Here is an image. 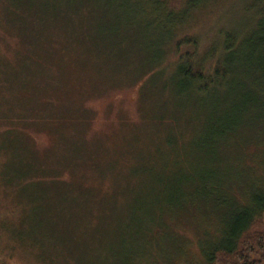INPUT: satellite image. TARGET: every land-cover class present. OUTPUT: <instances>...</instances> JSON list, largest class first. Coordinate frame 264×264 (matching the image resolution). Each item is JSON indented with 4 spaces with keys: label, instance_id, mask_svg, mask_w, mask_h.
Listing matches in <instances>:
<instances>
[{
    "label": "rangeland",
    "instance_id": "obj_1",
    "mask_svg": "<svg viewBox=\"0 0 264 264\" xmlns=\"http://www.w3.org/2000/svg\"><path fill=\"white\" fill-rule=\"evenodd\" d=\"M79 1L81 11L74 13L67 8L68 18L57 14L53 19L51 12L40 11L38 4L36 8L29 9L15 7L13 0H0V111L5 113L9 104L13 103L17 111L22 110L25 119H35L33 126L24 131L25 135L22 134L23 143L38 156L50 157L49 162L60 155V151H51L53 147L61 146L60 150L63 154L67 153L65 157L69 160L54 165L64 169L63 175L67 178L73 177L72 172L83 175L85 183L92 185L96 192L95 198L90 199L93 214L89 216L86 213V222L72 226L75 232H71L70 236L60 227L54 234L51 232L55 230L50 229V234H45L47 236H39L42 233L37 230L35 236L52 244L58 250L56 254L61 253L58 259H63L65 249L64 258L68 261L58 264H131L140 255L149 258L139 259L136 264H195L202 255L197 246L198 223L194 222V217L184 224L173 226L184 234V238L181 236L184 239L182 243L186 245L183 244V249L178 250L172 246L174 243L169 242L167 247L166 242L160 239L159 246L162 247L156 245L153 248L155 242L150 227L157 218L159 210L156 207L168 201L166 194H151L148 199H141L139 203L136 201L137 204L130 210L124 207L116 210V203L107 205L108 202L104 204L103 201L109 199L106 197L110 194L112 178L120 169V163L125 159H134L136 146L141 149L140 146L152 142L155 120L160 113H180L186 125L184 128L197 133H192L193 139L203 134L206 114L197 110L199 106L184 108L187 100L180 94L178 80H166L165 68L170 66L168 63L173 59L172 54L157 67L160 73L165 70L160 78L159 73L148 79L144 77L147 68L159 61L165 48L164 43L161 44L165 28L162 25L163 29L159 25L152 26L154 12L150 11L148 0H64L62 3L75 5ZM243 2L211 0L194 11L179 28L180 35L187 32L196 34L200 50L208 51L228 18L243 14ZM55 8L59 7L50 5V9ZM46 28L56 37L75 34L81 40L70 38L68 45L63 47L65 51L61 53L57 50L58 54L55 51V62L51 63L53 72L48 76L51 79L54 77L52 86L55 88L50 92L49 88H45L43 94H38L32 92L30 83L22 84L24 87L20 89L17 76L28 77L32 73L23 69L22 61L13 55L18 52L12 46L17 43L24 45L23 50L31 48L35 44L23 33L35 38ZM73 41L77 47L72 46ZM54 43L60 44L59 39H54ZM165 80L169 82L164 83ZM171 90L175 92L169 95ZM44 97L55 99L58 106L53 108L51 102H44ZM46 108L53 111H45ZM60 108L63 111L57 112ZM44 113L50 115L51 121L46 122ZM9 123H0V145L3 143L1 134L5 133ZM18 123L21 122L18 120ZM53 124H57L58 130L51 134L49 126ZM249 133L250 138H245L248 133H244L237 137L240 142H229L220 146L217 154L202 156L207 158V162L211 158L216 164L222 162L219 166L215 165L218 171L226 166L237 177L243 174L249 176L246 164L258 175L264 172V128H261L259 136L251 137L254 133ZM17 146L19 144L15 141L14 147ZM19 147L22 149V146ZM76 147L81 150L77 151ZM12 148L0 147V162ZM254 179L260 184L264 182V175ZM2 187L3 184H0V222L28 225L38 207L34 206L33 198H37L41 191L32 183L28 192L19 187L16 197L8 192L12 187L10 184L4 187V192ZM113 196L115 199L116 194ZM117 196V200L121 201L122 193L118 192ZM7 212L9 215L5 214ZM66 212L65 217L70 218L69 211ZM164 220L167 222V217ZM164 236L168 237L165 241H175L171 231ZM12 242L16 241L9 230L0 228V258L5 259L7 264H48V259L37 255L35 248H21ZM26 244L29 246L28 242ZM151 250L154 251L151 253ZM53 261L57 264L56 259Z\"/></svg>",
    "mask_w": 264,
    "mask_h": 264
},
{
    "label": "trees",
    "instance_id": "obj_2",
    "mask_svg": "<svg viewBox=\"0 0 264 264\" xmlns=\"http://www.w3.org/2000/svg\"><path fill=\"white\" fill-rule=\"evenodd\" d=\"M62 1L64 0H13L15 7L30 9L36 8L38 4L40 11L51 12L53 19L57 14L68 18L67 8L74 13L82 10L80 1L75 5ZM148 1L150 11L154 12L152 26L155 24L165 28L161 40L165 48L162 57L147 68L144 77L148 79L159 73L160 78L166 70V80L176 78L180 94L187 100L184 104L186 107H183L194 109L199 106L197 110L206 114L204 130L200 137L197 138L196 135L193 139L192 133H197L184 128L186 125L180 118V113H160L155 120L152 142L140 146L141 149L136 146L134 159H125L120 163V169L115 171L112 178L110 194L106 197L109 199L103 203H116V210L122 207L130 210L141 199H148L151 194L164 193L168 196V201L156 207L159 210L157 218L150 227L152 240L155 242L153 248L160 245V239L166 242L167 247L169 242L174 243L172 246L178 250L183 249L184 234L173 226L184 224L194 217V222L198 223L197 246L202 255L201 260L195 264H264V182L258 184L254 179L255 176L264 175V172L256 175L252 167L245 164L249 176L243 174L237 177L226 166L218 171L215 165L219 166L222 162L216 164L212 158L207 162V158L202 156L217 154L220 146L229 142H240L238 138L244 133H248L245 138H250V131L254 133L251 137L259 136L261 128H264V0H242L243 14L230 16L218 30V37L209 50L203 52L197 35L189 32L180 35L179 28L195 10L203 8L211 0ZM50 5L59 8L50 9ZM9 21L12 22L13 19L9 18ZM23 35L35 45L23 50L24 45L16 43L12 47L18 53L13 55L22 61L23 69L32 75L23 77L24 75L19 74L16 81H20V89L24 87L22 84L30 83L33 86L32 92L43 94L45 88H49L50 92L55 88L52 86L54 77L51 79L48 76L53 72L51 63L55 62L57 50H61V53L65 51L63 47L68 45L70 38L81 39L75 37V34L56 37L47 28L35 38ZM57 38L59 46L54 43ZM72 46L77 47V43L73 41ZM171 54L173 59L168 63L170 66L161 73L157 71L159 64L166 58L168 60ZM166 80L164 83L169 82ZM174 92L171 90L168 93L171 95ZM44 102H51L53 108L58 106L55 99L49 97H44ZM47 109L53 111L51 108L44 110ZM21 111H17L13 103L9 104L5 113L0 111V123L10 122L5 133L1 134L3 143L0 147H13L0 162V184H3L2 192L10 184L12 187L8 192L16 197L19 187L28 192L32 183H35L41 193L33 198L34 206L38 207H35L36 211L28 225H11L12 222L7 221L0 222V228L9 230L16 241L12 242L13 245L35 248L37 255L41 254L45 260L48 259V264H55V259L57 264L61 261L64 263L68 261L64 258L65 249L62 252L63 259H58L61 253L56 254L58 250L45 240L36 238L35 233L38 230L42 233L39 236H47L50 229L55 230L51 232L54 234L57 227L67 236L74 233L75 228L72 226L86 222V213L90 216L94 212L90 199L95 198V188L85 183L83 175L72 172L73 177L67 178L63 175L64 169L54 165L59 161L69 160L65 157V154L68 156L67 153L63 154L60 150L61 146L53 147L51 151H60V155L49 162L50 157L38 156L23 143L22 134L33 126L35 119H25L26 116ZM60 111L63 109L60 108L57 112ZM49 116L44 113L46 122L51 121ZM49 128L51 134L53 131L57 133V124ZM15 141L22 149L14 147ZM192 155L195 158H191ZM69 162L72 163L73 160L70 159ZM116 191L122 193L121 201L117 200ZM115 194L116 200L113 196ZM66 211H69L70 218L65 217ZM5 214L9 215L8 212ZM168 231L173 233L175 241H165L168 237L164 234ZM164 256L169 260L167 255ZM143 258L149 256L140 255L131 264H136ZM158 261L159 259L157 263ZM0 264L7 262L0 258Z\"/></svg>",
    "mask_w": 264,
    "mask_h": 264
}]
</instances>
